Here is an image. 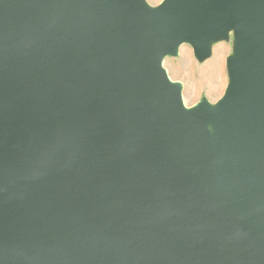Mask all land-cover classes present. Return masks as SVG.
<instances>
[{"label":"water","instance_id":"1","mask_svg":"<svg viewBox=\"0 0 264 264\" xmlns=\"http://www.w3.org/2000/svg\"><path fill=\"white\" fill-rule=\"evenodd\" d=\"M0 264H264V0H0Z\"/></svg>","mask_w":264,"mask_h":264},{"label":"rangeland","instance_id":"2","mask_svg":"<svg viewBox=\"0 0 264 264\" xmlns=\"http://www.w3.org/2000/svg\"><path fill=\"white\" fill-rule=\"evenodd\" d=\"M151 6H156L162 0H146ZM232 52V37L229 41L220 42L212 47L211 57L203 63H198L189 45L179 49L178 56L167 58L163 67L173 82L183 86V103L191 107L205 98L210 103L218 101L227 85L225 62Z\"/></svg>","mask_w":264,"mask_h":264}]
</instances>
